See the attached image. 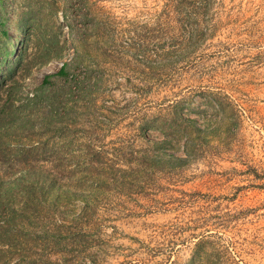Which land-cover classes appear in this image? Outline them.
<instances>
[{
  "label": "rangeland",
  "instance_id": "rangeland-1",
  "mask_svg": "<svg viewBox=\"0 0 264 264\" xmlns=\"http://www.w3.org/2000/svg\"><path fill=\"white\" fill-rule=\"evenodd\" d=\"M0 264H264V0H0Z\"/></svg>",
  "mask_w": 264,
  "mask_h": 264
},
{
  "label": "trees",
  "instance_id": "trees-1",
  "mask_svg": "<svg viewBox=\"0 0 264 264\" xmlns=\"http://www.w3.org/2000/svg\"><path fill=\"white\" fill-rule=\"evenodd\" d=\"M65 66H66V63H64L60 69L58 70V74H65ZM44 82H47V78L44 80Z\"/></svg>",
  "mask_w": 264,
  "mask_h": 264
}]
</instances>
